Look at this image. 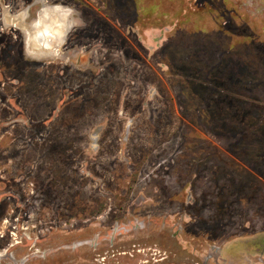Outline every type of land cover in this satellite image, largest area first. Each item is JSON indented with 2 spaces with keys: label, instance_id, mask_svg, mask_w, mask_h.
I'll list each match as a JSON object with an SVG mask.
<instances>
[{
  "label": "rangeland",
  "instance_id": "1",
  "mask_svg": "<svg viewBox=\"0 0 264 264\" xmlns=\"http://www.w3.org/2000/svg\"><path fill=\"white\" fill-rule=\"evenodd\" d=\"M12 17L72 28L55 55ZM251 236L264 0H0V264H220Z\"/></svg>",
  "mask_w": 264,
  "mask_h": 264
},
{
  "label": "crops",
  "instance_id": "2",
  "mask_svg": "<svg viewBox=\"0 0 264 264\" xmlns=\"http://www.w3.org/2000/svg\"><path fill=\"white\" fill-rule=\"evenodd\" d=\"M264 242V236H251L250 238H246V239H241V240H232V241H228L224 243V246H221L218 249V252L220 254L219 257V261L220 264H229V260L231 258L234 257V255H236V253L238 251H240V249L245 250V252H247L248 254V258L245 259L244 257H242L239 261L238 264H248V262L251 260L252 263L251 264H264V249L262 250V247H256L253 246V244H263ZM245 243L248 244V246L245 247V249H243L241 247V245L243 244V246L245 245ZM237 244H240L237 247ZM254 254H256L257 256L255 258H257V261H254ZM237 264V263H236Z\"/></svg>",
  "mask_w": 264,
  "mask_h": 264
},
{
  "label": "water",
  "instance_id": "3",
  "mask_svg": "<svg viewBox=\"0 0 264 264\" xmlns=\"http://www.w3.org/2000/svg\"><path fill=\"white\" fill-rule=\"evenodd\" d=\"M10 22H13L15 25L19 26L21 29L25 30L28 33L27 43L30 48L35 47L36 49H39V51L47 50V53H52L55 55L58 54L59 46L64 42L67 33L72 28L71 23H69L66 27L63 28L61 32H59L54 37L50 36L47 39V35H38V37H36L35 39H31L29 37L31 27L28 23L23 22L21 18L19 19V17L17 19H14L13 17L10 18Z\"/></svg>",
  "mask_w": 264,
  "mask_h": 264
},
{
  "label": "bare ground",
  "instance_id": "4",
  "mask_svg": "<svg viewBox=\"0 0 264 264\" xmlns=\"http://www.w3.org/2000/svg\"><path fill=\"white\" fill-rule=\"evenodd\" d=\"M22 196H23V195H22ZM67 215H68V214H67ZM45 219H46V218H45ZM29 228H30V227H29ZM27 230H28V229H27ZM30 230H31V229H30ZM13 234H14V233H13ZM98 237H99V239L102 238V237H100V236H97L96 239H97ZM73 238H74V237H73ZM89 244H91V243H89Z\"/></svg>",
  "mask_w": 264,
  "mask_h": 264
}]
</instances>
